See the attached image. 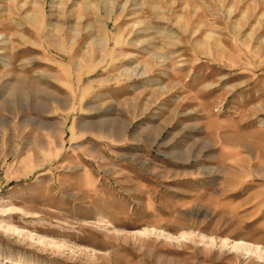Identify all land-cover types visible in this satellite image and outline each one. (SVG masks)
<instances>
[{
    "label": "rangeland",
    "instance_id": "1",
    "mask_svg": "<svg viewBox=\"0 0 264 264\" xmlns=\"http://www.w3.org/2000/svg\"><path fill=\"white\" fill-rule=\"evenodd\" d=\"M0 264H264V0H0Z\"/></svg>",
    "mask_w": 264,
    "mask_h": 264
}]
</instances>
